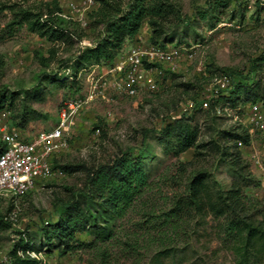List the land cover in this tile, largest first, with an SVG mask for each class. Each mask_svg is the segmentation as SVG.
I'll return each instance as SVG.
<instances>
[{
  "label": "rangeland",
  "instance_id": "1",
  "mask_svg": "<svg viewBox=\"0 0 264 264\" xmlns=\"http://www.w3.org/2000/svg\"><path fill=\"white\" fill-rule=\"evenodd\" d=\"M41 0H0V87L12 94V123L22 121L27 134L50 128L58 120L59 109L69 97L81 95L86 87V75L92 64L72 75L70 62L61 60L83 49L82 41L93 43L94 34L80 41H50L29 32L25 25H7L12 17L3 4L36 7ZM52 1V0H43ZM177 2L186 23L177 29L174 42L189 45L203 41L200 55L193 62L184 61L175 72H167L164 85L156 92L140 90L135 96L107 92V100L94 99L85 104L76 116L67 149L55 156L57 166L72 163L85 166L109 161L127 151L143 156L148 186L124 216L110 221V237H102L97 228L75 236L73 248L61 254L53 241L50 248L43 241L39 228L55 216L53 206L63 194L64 186L80 184L82 168L44 182L19 196L0 198V214L8 226L0 229V261H4L13 243L21 236L40 247L35 252L38 264H264V245L257 241L245 256L236 253L237 239L224 233L229 216L191 211L185 215L176 233L170 232L164 219L176 196L184 189L190 174L197 170L207 173L212 189L223 191L238 185L244 198L242 214L264 228V190L258 167L250 158L255 149L264 168V133L253 136L252 146H239L236 165L234 149L227 142V157L220 160L208 140L216 138L212 122L204 108L197 107L190 121L198 126V141L202 147L189 148L175 157L168 156L153 132L167 119L178 118L181 103L192 100L213 88L219 71L196 69L197 61L215 66L235 67L246 74L255 66L258 78L264 79V9L257 0H171ZM62 10L69 11V0H58ZM149 28L144 22L136 38L147 39ZM136 39L125 42L124 48ZM53 51V53L51 52ZM40 55L50 58L47 66ZM259 58V59H257ZM105 65V64H104ZM42 70L55 72L58 77L42 80ZM68 73L76 79L64 77ZM206 77L202 80L203 77ZM62 78H64L62 80ZM235 80L239 78L234 75ZM62 81H65L61 83ZM190 82L189 86L185 83ZM214 123V122H213ZM216 124L228 128L237 123L229 117L216 119ZM98 129V133L94 131ZM218 140V139H217ZM218 144L221 141L218 140ZM237 160V159H236ZM242 167L243 174L235 172ZM170 224V223H169ZM163 241L159 244L162 236Z\"/></svg>",
  "mask_w": 264,
  "mask_h": 264
},
{
  "label": "trees",
  "instance_id": "2",
  "mask_svg": "<svg viewBox=\"0 0 264 264\" xmlns=\"http://www.w3.org/2000/svg\"><path fill=\"white\" fill-rule=\"evenodd\" d=\"M2 9H8L12 13L7 25H25L29 32L50 41L66 43L71 42L73 38L80 41L94 34L91 45L83 46L79 52L59 62L62 66L64 62H70L73 76L79 69L90 64L112 63L125 42L128 39H136L144 22L149 28L148 41L159 45L173 42L177 29L186 23L180 5L171 0H98L97 6L88 13L89 23L86 28L74 20L60 16L58 13L62 8L58 0H41L34 8L18 6L15 3L3 4ZM51 52L53 53L52 50ZM40 60L47 66L50 58L40 55ZM205 70L211 74L217 70L230 80L229 86L221 91L218 100L210 101L203 110L205 116L211 120L210 127L216 134V138L208 140L209 146L215 147L220 160L224 161L228 155L227 142L230 141V147L235 153L231 164L236 165L240 158L238 143L240 141L242 146L249 144L250 136L240 123L228 128L216 124V119H222V116L216 113L215 104L219 101H228L232 106L247 102L264 104V79L257 77L258 71L253 65L246 74L235 67H219L213 63L205 65ZM63 75L68 77V74ZM234 75L239 80H235ZM54 77H58L55 72L41 71L42 80ZM205 78L204 76L202 80ZM62 80L61 83L65 82ZM72 81L75 82L76 79ZM185 85L189 86L190 82ZM192 100L196 104L189 113L167 119L153 129L158 143L170 157H175L189 148L198 149L204 145L198 141L197 124L190 121L197 107H200V101L196 96ZM12 103V94L5 86L0 87V110L10 109L11 123ZM13 125L21 128L23 123L20 121ZM217 139L221 144H218ZM2 148L3 143L0 142V150ZM146 154L147 151L140 150L133 156L124 151L109 161L91 166L72 163L60 165L63 171L68 172L82 168L84 175L80 184L64 186L65 191L53 203L56 207L55 216L50 221H45L38 229L46 245L50 248L54 241L59 252L64 254L73 248L72 241L77 234L88 232L92 227L97 228L102 237H110V221L114 216H124L141 197L143 188L149 184L143 162V156ZM57 165L54 159V166ZM235 172L241 176L242 167L237 166ZM244 208V198L238 185L225 191L218 188L214 190L208 183L206 171L197 170L187 177L184 189L176 196L164 219L167 221L165 223L170 225V232L176 233L182 218L191 211L229 216L223 227L224 233L237 239L236 253L245 256L257 241H262L264 245V228L261 222L254 223L245 218V214H242ZM6 226L8 221L0 214V229ZM163 237L166 238L165 233L159 238V244L164 240ZM19 249L23 251L22 255L17 253ZM27 250L39 252L40 247L34 246L33 240L27 236H20L0 264H38L35 257L26 253Z\"/></svg>",
  "mask_w": 264,
  "mask_h": 264
},
{
  "label": "built area",
  "instance_id": "3",
  "mask_svg": "<svg viewBox=\"0 0 264 264\" xmlns=\"http://www.w3.org/2000/svg\"><path fill=\"white\" fill-rule=\"evenodd\" d=\"M264 9V0H257ZM98 0H69V11L62 10L58 14L66 19L78 22L83 28L88 27V13L97 6ZM264 37V36H263ZM83 45H91L82 41ZM203 41L189 45L168 42L159 45L136 38L127 48L124 46L117 52L115 60L110 64H92L86 75V87L79 96L69 97L63 101L59 109L58 120L50 128L27 134L13 125L10 109L0 110V198L19 196L36 187L43 186L47 180L64 175L63 169L54 166L55 156L67 149L75 125L76 116L88 102L97 99H108L107 92L114 91L126 96H135L140 90L156 92L167 81L166 73L175 72L184 61L193 62L200 55ZM203 61L199 59L196 69L202 70ZM86 70L82 68L80 71ZM68 74V73H66ZM73 79L71 74H68ZM226 75L215 77L213 88L199 95L200 107H207L210 101L218 100L221 91L229 86ZM194 100L181 103L180 113H189L195 107ZM215 111L221 116L229 117L233 122L244 126L250 136L248 145L252 146L255 134L264 133V104L247 102L232 106L228 101L215 104ZM98 129L94 133H98ZM239 146H242L239 141ZM246 146V145H245ZM250 158L259 170V178L264 190V168L262 158L254 149ZM22 255V250H17ZM27 254L37 257L35 251L27 250Z\"/></svg>",
  "mask_w": 264,
  "mask_h": 264
}]
</instances>
